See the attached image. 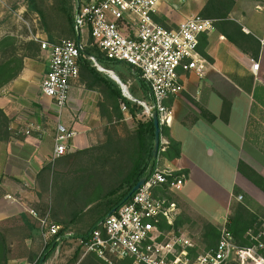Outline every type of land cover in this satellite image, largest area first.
Masks as SVG:
<instances>
[{
	"label": "crops",
	"instance_id": "0c3cea01",
	"mask_svg": "<svg viewBox=\"0 0 264 264\" xmlns=\"http://www.w3.org/2000/svg\"><path fill=\"white\" fill-rule=\"evenodd\" d=\"M184 1H162L159 18H165L166 27L178 28L204 6V0ZM181 3L191 4L183 11ZM199 51L209 62L207 72L203 76L181 72L184 89L168 100L174 111L169 134L180 142L182 153L166 160L165 166L187 174L184 187L174 192L179 215L223 228L234 199H243L244 194L246 204L263 221L264 192L238 166L245 162L264 177V0H238L228 21L215 23L214 30L201 35ZM40 57L41 63L26 58L22 74L0 92V108L12 118L13 130L8 142H0V176L5 178L0 190L3 226L20 225L23 216L36 219L30 210L39 214L50 202L45 193L49 176H42V169L57 159L53 154L58 123L75 131L68 151L88 149L105 139L97 95L95 103L85 101L74 83L69 105L62 110L50 98H39L37 89L48 71V54L41 50ZM254 62L259 63L257 70ZM49 100L59 115L48 113L52 122L44 123L34 107ZM123 111L133 127L136 121ZM140 119L147 117L142 114ZM94 205H87L85 211Z\"/></svg>",
	"mask_w": 264,
	"mask_h": 264
},
{
	"label": "built area",
	"instance_id": "2783aa9c",
	"mask_svg": "<svg viewBox=\"0 0 264 264\" xmlns=\"http://www.w3.org/2000/svg\"><path fill=\"white\" fill-rule=\"evenodd\" d=\"M162 1L90 0L79 5L75 22L77 34L82 38L85 32L89 33L108 60L132 67L150 89V102L139 101L144 107L143 115L151 118L156 110L160 126L169 127L174 111L168 100L184 89L181 72L203 76L208 70L209 62L199 51L200 37L215 29L216 20L197 13L187 17L178 28H167L157 20ZM34 38L48 54V71L41 82L42 95L62 110L69 105L73 84L79 78L78 59L84 44L82 40L51 43L40 35ZM91 59L98 69L102 67L94 57ZM252 67L257 70L259 63L254 62ZM74 136V130L58 123L54 158L67 153L68 142ZM168 145L169 139L161 136L159 154ZM186 180L184 172L157 166L129 202L108 215L101 222V228L79 241L71 239L73 232H61V226L51 223L48 216L41 217L33 209L30 213L38 220L44 247L52 238L55 240L51 264L59 263L66 240L82 244V257L95 253L109 264L113 259L125 258L133 259L136 264H264V231L252 236L256 241L253 245L242 246L224 226L217 247L203 251L196 250L198 242L182 229L161 228L163 223L173 226L180 209L176 200L156 193L165 186L172 193L178 192Z\"/></svg>",
	"mask_w": 264,
	"mask_h": 264
},
{
	"label": "trees",
	"instance_id": "16d2710c",
	"mask_svg": "<svg viewBox=\"0 0 264 264\" xmlns=\"http://www.w3.org/2000/svg\"><path fill=\"white\" fill-rule=\"evenodd\" d=\"M237 1L205 0L200 15L215 19L216 23L228 21ZM26 2L28 11L38 14L40 33L46 35L49 42L60 43L64 39L79 41L75 22V0H26ZM157 20L166 27L159 17ZM227 37L231 39L229 33ZM88 39L78 59L80 75L76 82L88 90L99 93L97 106L100 119L104 123L105 139L88 149L68 151L55 162L44 166L42 176H49L45 193L50 195V202L43 207V212H39V216H48L51 223L60 225L61 232H73L74 236L71 239L76 241L85 239L91 231L101 228V223L98 222L129 202L132 198L130 193L143 176L148 175L157 166H165L166 160L179 158L182 153L180 142L171 139L168 127L162 126L161 136L169 139V145L165 151L160 152L159 158L154 160L153 119L151 117L137 120V117L144 113V107L139 101H143L144 98L150 99L149 86L134 73L137 86L129 87L133 99L125 96L120 85L108 74L100 71L91 58L94 57L103 68L114 71L124 83H127L125 75L111 67L113 63L122 62L108 60L93 43L91 35ZM80 40L83 41V36ZM40 55L39 42L28 40L20 44L15 36L3 35L0 38V92L22 74L26 58L37 59ZM129 69L133 71L131 66ZM123 106L136 121L133 127L126 122ZM11 123L12 118L0 108V141L8 142L12 137ZM59 163L62 165L60 171L56 170ZM238 167L243 175L264 192V177L261 174L245 162H240ZM3 180L4 178L0 177V186ZM156 194L174 200V193L170 192L167 186ZM92 203L95 205L88 210L90 213L85 212L87 205ZM95 208L99 211L93 214L91 211ZM87 214L90 221L93 220L90 224L82 223ZM22 218L24 226L18 229L23 233L22 239L31 242L26 260L45 264L55 252V240L52 238L49 245L44 247L38 220L27 219L25 216ZM188 223L192 221L181 214L173 226L163 223L161 228L178 231ZM262 223L248 204L238 203L231 209L226 228L234 235L239 245L251 246L256 241L248 233L252 230V234L257 235ZM221 229L211 222L203 221L196 250L215 249L221 238ZM12 231L0 225V264H11L13 259ZM70 242L66 240L65 245ZM36 244L40 246L36 248ZM82 256L83 246L78 244L71 258L62 264H109L95 253ZM117 264L136 263L133 259L125 258Z\"/></svg>",
	"mask_w": 264,
	"mask_h": 264
},
{
	"label": "rangeland",
	"instance_id": "374dc122",
	"mask_svg": "<svg viewBox=\"0 0 264 264\" xmlns=\"http://www.w3.org/2000/svg\"><path fill=\"white\" fill-rule=\"evenodd\" d=\"M81 1H82V4H87L90 0H81ZM78 2L80 3V0H75V10L77 8ZM185 3H187V2H185ZM185 3H183V4L181 3L179 5L183 11H185L191 4L190 3L188 6V4L186 5ZM204 4H205V0H204ZM201 10L198 13H200ZM194 14H197V13H194ZM164 19L165 18L160 17V20L164 21ZM38 22H39L38 14L31 13L30 11H28V5H27L26 0H0V38L3 35L11 34L17 38V40L20 42V44L22 42H26L28 40L36 41L34 37L37 35H40L42 38L47 39L46 35L40 33L41 31L39 30L40 27H38ZM88 38H89V33L85 32L84 36H83V41H82L83 44L88 43V41H89ZM35 60H37L40 63L43 61V59L41 57L37 58ZM111 67L114 68L119 73H122V74L127 76L128 81L125 84L128 87L133 86V85L137 86V82L134 79V77H135L134 71H131L127 64H125V63H113ZM75 86H78V88L81 90V96L83 94L85 95V101H90V102L95 103L96 101H93L94 100L93 98L96 95L98 96V101H99L100 95L98 92L88 90L87 88H85L84 85L79 84L78 82H75ZM88 92L91 95L88 94ZM126 93L128 94V92H126ZM37 95L39 96V98H42L41 96H43V95L41 92V87L37 89ZM50 100H49V104L48 103L46 105L41 104L39 108L34 107V110H38L39 113L41 114V117L43 118L42 122H44V123H48V122L51 123L52 122L51 117L49 116L50 113H52L54 115H59V112H58L56 106L54 104H52L50 102ZM98 101H97V104H98ZM0 142H2V141H0ZM61 168H62V165H60V163L57 164L56 170L60 171ZM0 177L4 178L3 176H0ZM4 180H5V178H4ZM4 180H3V183H4ZM44 195H46V194H44ZM42 196H43V194H42ZM46 196L50 197V195H48V194ZM47 203L48 202H46L44 204V207ZM238 203H247V199L244 196V194H243V199H241V200L234 199L232 207ZM98 211H99L98 208L97 209L95 208L91 212L93 214H96ZM85 212L90 213L88 210ZM261 218L263 219V221L261 219L260 220L263 223L261 224V227H260L261 230L259 231L258 234H260L261 232L264 231V216H261ZM22 220H23V218H22ZM92 221H90V218L87 214L86 217H84V220H82V223L90 224V222H92ZM4 226L12 229L13 230L12 232L14 233V236H12L13 249H14L12 256L16 260L15 264L21 263V262H23V263L29 262L26 259L28 256V249H29L31 242L28 243L27 242L28 240H23L22 239L23 233L18 229V227L24 226V221L20 225H17V224H15V222L14 223L12 222V225H11V223H9V224H6ZM201 227H202V224L192 222V223H188L187 225H185V227L182 230L198 242L200 239L199 236L201 235ZM248 234H251L252 236L258 235V234L257 235L252 234V230ZM77 245L78 244L74 243V242H70V243L66 244L64 246V249L61 252L60 257H59V263L58 264H62L64 262H66L69 258H71V256L73 255ZM35 246L37 248V246L39 247L40 245L36 244ZM120 260L121 259H113L112 264H117Z\"/></svg>",
	"mask_w": 264,
	"mask_h": 264
},
{
	"label": "water",
	"instance_id": "95a60500",
	"mask_svg": "<svg viewBox=\"0 0 264 264\" xmlns=\"http://www.w3.org/2000/svg\"><path fill=\"white\" fill-rule=\"evenodd\" d=\"M79 5H80V3L78 2L77 8H76L77 12H79ZM80 39H81V35H80V33H78V40H80ZM99 70L105 72L113 80H115L120 85L122 92L125 96H127L130 99H133V97L130 95L126 85L123 83V81L120 79V77L114 71L105 69L103 67L99 68ZM126 92H128V94ZM152 119H153V122L155 125V140H154V148H153V158H154V160H156V159H158V156H159L160 142H161V126H160L158 112L156 110H154L152 113ZM149 175H150V173L148 175L143 176L138 181V183L135 185L132 192L130 193V196H132L146 182Z\"/></svg>",
	"mask_w": 264,
	"mask_h": 264
},
{
	"label": "bare ground",
	"instance_id": "6f19581e",
	"mask_svg": "<svg viewBox=\"0 0 264 264\" xmlns=\"http://www.w3.org/2000/svg\"><path fill=\"white\" fill-rule=\"evenodd\" d=\"M127 87V86H126ZM128 89V88H127ZM129 91V90H128Z\"/></svg>",
	"mask_w": 264,
	"mask_h": 264
}]
</instances>
